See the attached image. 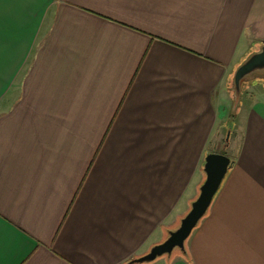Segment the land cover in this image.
<instances>
[{
  "label": "crops",
  "instance_id": "crops-1",
  "mask_svg": "<svg viewBox=\"0 0 264 264\" xmlns=\"http://www.w3.org/2000/svg\"><path fill=\"white\" fill-rule=\"evenodd\" d=\"M262 45L264 0H0V264H130L214 151L186 251L137 264H264Z\"/></svg>",
  "mask_w": 264,
  "mask_h": 264
},
{
  "label": "water",
  "instance_id": "water-1",
  "mask_svg": "<svg viewBox=\"0 0 264 264\" xmlns=\"http://www.w3.org/2000/svg\"><path fill=\"white\" fill-rule=\"evenodd\" d=\"M254 72H264V45L260 50L249 55L236 69L233 81L234 90L238 95L241 92L242 80ZM229 136L230 132L227 134V140H229ZM233 163L234 160L225 152L214 151L208 153L204 163L205 180L200 186L199 195L192 202L190 210L181 219L180 225L169 231V235L164 241L155 244L146 254L132 259L130 264L150 262L160 256L171 255L176 248L185 252L186 240L207 213L215 194Z\"/></svg>",
  "mask_w": 264,
  "mask_h": 264
},
{
  "label": "rangeland",
  "instance_id": "rangeland-1",
  "mask_svg": "<svg viewBox=\"0 0 264 264\" xmlns=\"http://www.w3.org/2000/svg\"><path fill=\"white\" fill-rule=\"evenodd\" d=\"M232 87H234V82L232 84ZM180 249L179 248H176L174 251H179Z\"/></svg>",
  "mask_w": 264,
  "mask_h": 264
}]
</instances>
